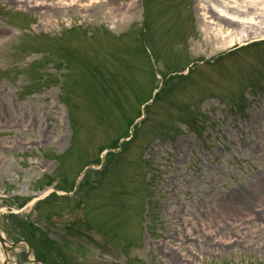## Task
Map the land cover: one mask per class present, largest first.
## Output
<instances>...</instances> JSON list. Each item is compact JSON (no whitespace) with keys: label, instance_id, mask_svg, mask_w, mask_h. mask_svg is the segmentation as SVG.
<instances>
[{"label":"rangeland","instance_id":"obj_1","mask_svg":"<svg viewBox=\"0 0 264 264\" xmlns=\"http://www.w3.org/2000/svg\"><path fill=\"white\" fill-rule=\"evenodd\" d=\"M201 3L0 0L6 264H264V12Z\"/></svg>","mask_w":264,"mask_h":264},{"label":"bare ground","instance_id":"obj_2","mask_svg":"<svg viewBox=\"0 0 264 264\" xmlns=\"http://www.w3.org/2000/svg\"><path fill=\"white\" fill-rule=\"evenodd\" d=\"M20 2V4L24 3H34L33 6L38 5V7H67L69 5H86V3L90 2V0H16ZM232 1V2H230ZM108 2V0H106ZM200 11L199 16L202 20L201 29L208 35L211 34L210 37L212 39H216V36L224 37V35L232 33L230 31H222V29L215 28L216 31H212L211 27H209L206 23L209 22L207 16V11L215 12V18L218 20H222L224 18H234L235 21H238L239 31L237 33L236 39H241L242 37H248L251 35H263L262 31H258L257 28L262 24L260 19H256L255 15L259 16V14L264 12V0H202L201 5H199ZM235 9L236 14H233L228 11V9ZM255 14V15H254ZM264 15V14H263ZM217 21H215V25H217ZM249 29V30H247ZM249 32H252L251 34ZM220 34V35H218ZM224 34V35H223ZM233 39H222L220 40L221 44L227 45L232 42ZM7 255L0 254V261L4 260Z\"/></svg>","mask_w":264,"mask_h":264},{"label":"water","instance_id":"obj_3","mask_svg":"<svg viewBox=\"0 0 264 264\" xmlns=\"http://www.w3.org/2000/svg\"><path fill=\"white\" fill-rule=\"evenodd\" d=\"M0 241H1L0 243L2 244V242H3V236H1V235H0ZM13 244H14V243H11V245H13ZM3 252H4L3 254L6 255V253H5L4 250H3ZM3 262L6 264V262H7V257L2 261V263H3ZM2 263L0 262V264H2Z\"/></svg>","mask_w":264,"mask_h":264}]
</instances>
